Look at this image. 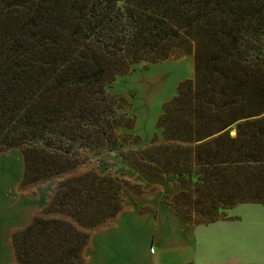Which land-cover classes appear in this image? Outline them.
I'll list each match as a JSON object with an SVG mask.
<instances>
[{"label": "trees", "instance_id": "1", "mask_svg": "<svg viewBox=\"0 0 264 264\" xmlns=\"http://www.w3.org/2000/svg\"><path fill=\"white\" fill-rule=\"evenodd\" d=\"M190 54L194 76L163 105L161 137L123 160L176 184L165 203L199 225L264 205V0H0V154L21 151L27 184L64 177L10 232L14 264H85L94 230L124 212V181L79 171L131 129L107 87Z\"/></svg>", "mask_w": 264, "mask_h": 264}, {"label": "rangeland", "instance_id": "2", "mask_svg": "<svg viewBox=\"0 0 264 264\" xmlns=\"http://www.w3.org/2000/svg\"><path fill=\"white\" fill-rule=\"evenodd\" d=\"M193 76L194 60L193 55L190 54L155 64L139 63L132 67L129 73L117 76L108 85L107 92L113 97L114 109L119 115L125 113L131 118V129L127 131L122 127L117 130V139L119 142L124 141V144L120 143L118 151L101 150L97 154L95 152L88 153L86 155L88 161L79 171L81 173V171L93 167L99 174H108L124 181L126 183L122 199L124 211L131 207L135 202L134 199L149 198L163 190L165 201L166 197H171L181 190L169 179L162 183H156L145 178L124 162L123 156L129 155L133 150L142 151L154 139L161 137V131L157 129L156 123L162 113L163 105L176 95L181 82L192 79ZM234 133L232 131L231 134ZM129 137L137 138L138 142L133 143ZM21 154L18 149L0 154V165L12 164L14 168L18 169L17 178L12 186V196L10 195L9 199L7 197L8 203L2 198L0 199V264H14L9 245L10 232L25 226L35 212L41 211L48 203L55 184L64 179V177L53 178L35 184H27L22 181L23 160ZM1 188L3 189L2 184H0V192ZM3 201L8 205L3 206ZM22 210L25 212L24 218L10 222L11 217L19 216ZM231 213L244 218L240 225V231L249 233L247 238H252V241L247 245H253L255 242V248L264 247V207L236 209ZM111 223L94 231L107 229ZM244 244L245 235L241 239V246ZM93 247L95 251L93 253L91 251L87 255L88 244L84 253L85 264H87V256H91L90 264H107V233L97 236L94 239ZM91 253L92 255H90Z\"/></svg>", "mask_w": 264, "mask_h": 264}, {"label": "crops", "instance_id": "3", "mask_svg": "<svg viewBox=\"0 0 264 264\" xmlns=\"http://www.w3.org/2000/svg\"><path fill=\"white\" fill-rule=\"evenodd\" d=\"M10 165L12 171L9 175L0 171V184L3 186L0 199L7 203L18 175V169ZM164 194L160 190L149 198L134 199L131 207L121 213L111 226L91 236L87 255L95 251L94 239L107 233V264H264V247L255 248V242L247 245L252 238H247L249 233L240 231L244 218L231 213L236 209L264 205L238 204L226 210L222 220L192 225L177 217L165 203ZM4 201L2 205L7 206ZM24 216L22 210L19 216H12L10 222ZM244 235L245 244L241 246ZM86 258L90 264L91 256Z\"/></svg>", "mask_w": 264, "mask_h": 264}, {"label": "bare ground", "instance_id": "4", "mask_svg": "<svg viewBox=\"0 0 264 264\" xmlns=\"http://www.w3.org/2000/svg\"><path fill=\"white\" fill-rule=\"evenodd\" d=\"M0 169H1L0 171H2L3 173H5L6 175H9L10 172L12 171V170H10L11 167H10L9 164L2 165ZM12 169H13V168H12Z\"/></svg>", "mask_w": 264, "mask_h": 264}]
</instances>
